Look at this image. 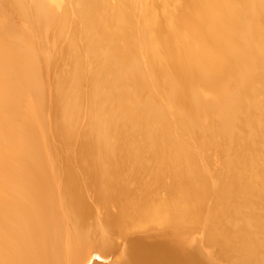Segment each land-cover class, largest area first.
Segmentation results:
<instances>
[{
    "label": "bare ground",
    "instance_id": "1",
    "mask_svg": "<svg viewBox=\"0 0 264 264\" xmlns=\"http://www.w3.org/2000/svg\"><path fill=\"white\" fill-rule=\"evenodd\" d=\"M87 84L108 122L69 109ZM263 109L264 0H0V264H264V222L228 230L217 176ZM117 123L135 155L104 154Z\"/></svg>",
    "mask_w": 264,
    "mask_h": 264
},
{
    "label": "rangeland",
    "instance_id": "2",
    "mask_svg": "<svg viewBox=\"0 0 264 264\" xmlns=\"http://www.w3.org/2000/svg\"><path fill=\"white\" fill-rule=\"evenodd\" d=\"M9 4H11V3H9ZM11 5H12V4H11ZM12 6H13V5H12ZM6 8H8V11H9L8 14H9L11 17H13V18H12L13 23H14L15 25L19 26V27L17 28V30H18L19 28H21V25L19 24L20 19H19V17H17L18 15H17L16 11H14V6H13V8H12V7H10V5H8V6L6 5ZM20 30H21V29H20ZM18 31H19V30H18ZM21 31H22V30H21ZM66 84H68V86H69V83H66ZM87 85H88V86H87ZM87 85H86L87 87H85V89H83V92H84L85 94H84L82 91H81V92L79 91V92H80V97H79V94H78L79 92H78V91H77L78 93H77V92H74V88H73V91H72V92H73L75 95H78V96H76V99H77V97H78V99L81 98V99H79V100H78V99H77V100H76V99H75V100H74V99L72 100L71 97H72V94H73V93L70 92V91L72 90V88H70V86H69L70 91H69V89H67V93H66V95H65V97L68 95L67 97H70V98H71L70 102H71V101H74V103L72 102L71 104H69V103H68V102H69V98L66 97V99L68 100L67 104L71 105V107L68 106L69 109H72V106H73L74 111L76 110V111L78 112L79 115L81 114L80 116H82V119H83V120H82V119H81V120L84 121V123L86 122V124H87L88 122L90 123V122L93 121V120L89 119V117L87 116V115H88V111H89L88 109H89V107H90V104H89V102H87V101H90V102H91V105H95V103H94V99H95V102H96V98H93L92 95H91V92H90V91H91V90H90V84H87ZM71 87H72V86H71ZM85 90H87V91H85ZM68 91H69V92H68ZM88 91H89V92H88ZM86 92H87V93H86ZM69 93H70V94L72 93L71 96H70ZM81 93H82V94H81ZM89 93H90V95H89ZM75 95H74L73 98H75ZM82 95H84V96H82ZM86 95H87V96L89 95V97H90V98L88 97L89 99H91V97H92L93 99L89 100V99L87 98ZM85 96H86V97H85ZM82 98H84V99L82 100ZM66 99H65V100H64V98L62 99V100H64V101L62 102V103H63L62 106H67V104H64V103L67 101ZM80 101H81V103H80ZM82 101H84L85 103L87 102L88 105H87V104H84V102H82ZM92 101H93L94 104L92 103ZM97 101H98V100H97ZM50 103H52V102H50ZM82 103H83V104H82ZM72 104H73V105H72ZM84 105H85V106H84ZM86 105H87L88 107H86ZM97 105H98V102H96L95 108H100V110L102 111V108H101L99 105H98V106H99V107H98ZM75 106H76V107H75ZM78 106L80 107V109H79ZM96 106H97V107H96ZM68 107H66V108L68 109ZM51 108H52V107H51ZM87 108H88V109H87ZM86 109H87V110H86ZM74 111H72V113L70 114L71 116H72V114H73ZM85 111H87V112H85ZM80 112H81V113H80ZM263 112H264V109H263ZM263 112H262V113H263ZM85 113H86V114H85ZM100 114L102 115V114H103V111H102V113H100ZM71 116H69V117L67 116V117H66V119L68 120V121L66 120V123H67V124H68V123L71 124V121L73 122V119H72L73 117H71ZM87 117H88V118H87ZM103 117H104V118H103ZM68 118H69V119H68ZM70 118H71V119H70ZM107 118H108V116H106V114H104V116L102 115L101 119H100V117H99V119L102 120L103 123L108 122V119H107ZM263 118H264V113H263ZM103 120H105V122H104ZM102 122H101V123H102ZM248 122H251V123H249V125H248ZM246 123H247V124L244 123L245 126L247 125L246 127H244V125H243L244 128L242 129V132H241V133H242V136L240 137V139H243V137H245L246 140L249 139V140H248L249 142H247V141L245 140V138H244L243 140H240V139L238 138V139H239V140L237 141V144H238V145L235 146L236 149L234 150V151H236V152L233 151V153H232V154H233V157L237 155V157H235V159L237 158V159H236L237 162H240V163L237 164V165H234V161H232V160H235L234 158H233L232 160H231V159H230V160L227 159V160H229V161H225L226 158H225V157L222 158V157H223V155L225 154L224 152H225L226 150H225V151L223 150L224 152H223V151L221 152V153H223V155L220 153V155L218 156V159L220 158L219 161L222 160L221 162H223L224 164H223V163L220 164V162L217 161V162L219 163V166L222 165V166H220V169H221V170H220V172H218L219 174H217V176L219 175L221 179L223 178V177H221V175L223 174L222 176H224V174H225L224 171H225V172L229 171V169H230L231 167H232V170L230 169L231 172L229 171V173H231V174H230L231 176H229L228 179H230V178H231V179H232V178H233V179H234V178L236 179V174H237V180L235 181V179H234V182H232L231 179H230V181H229L228 179H227L228 181H226V178H227L228 175H229L228 173L225 174L226 176H224V178L222 179L223 181H224V179H225V181H226V182L224 181V182L226 183L225 186L227 185L226 188L224 187V191H226V192L229 193V194H231L230 192H232V195H233V193H234V196H235V197H234V200L232 199L235 203H234L233 201L230 200L229 202L226 203L227 205L225 204V206L227 207V209L229 208V209H228V213L231 214V218L228 217L229 219H227V218L224 217V220H225L226 225H227V222H228V225H229V226L227 225V226L229 227L228 230H233V229L240 228V226H239L238 224L243 220L244 217H248V216H250V213H251V212H256V213H257L256 215L254 214V216H255L254 218H256L257 221H259V222H264V221H263V220H264V218H263V216H264V212H263V211H264V206H263V203H264V202H263V203L260 202V201H259V202H254V203H255V205H254V204L251 203L250 201H247V200H248L247 195H246L247 191H246V190H243L245 187H244V183L242 182V176L240 177V175H241L242 173H243V174H244V173L247 174V175H246L247 178H248V179H251V181H252L251 184H252L253 188L258 187V186L263 182V181H262V182L259 181V180L261 179V177H262L261 180L264 179V172H263V174H262V171H264V170L259 169V170H261V172H260V171H259V172H260L263 176H262V175H261V176H258V175H260V174H259V172L257 171V169H258V168H261V167L263 166V164H264V162H263V160H264V159H263V157H264V156H263V155H264V151H263V153H261V152H259L260 149L258 150V148H261L262 146H263L262 148L264 149V144H261V143L258 141V143H260V146H261V147H260V146H259V147L257 146L258 143L256 142L257 140H255V139L257 138V139L260 140V141H261L262 139H261V138H258V137H259V136H257L258 131H256V132L252 131V129H251V128H252L251 124H252L253 122H252L251 120H246ZM86 124H84V125L82 126L83 128H81V129H83V131H84V126H85ZM117 125H118V126H116V124H114V125L112 124L111 130L114 129L113 127H115V129L112 130V132H110V133L114 134V135H111L112 137L115 136V137L118 139V141H120L121 138H118V137H122V138H123L126 134H125V131H124L123 136H122L120 133H122V131L124 130V128H123V130H120V128L122 129V127L120 126L119 123H117ZM80 127H81V126H80ZM117 127H118L120 133H119V132L117 133V131H118ZM248 128H249V129H248ZM244 129H245V130H244ZM250 129H251V131H250ZM83 131L80 130V128L78 129V140L81 138V133H82ZM248 131H249V132H248ZM113 132H114V133H113ZM115 132H116L117 135L115 134ZM110 133H109V134H110ZM126 133H127V132H126ZM249 133H250V134H249ZM251 133H252V134H251ZM253 133H254V134H253ZM128 134H129V133H127L126 139L130 136V135L128 136ZM248 134H249V135H248ZM100 135H101V134H100ZM119 135H120V136H119ZM243 135H244V136H243ZM245 135H248V136H245ZM250 135H251V136H250ZM252 135H253V137H256V138H253ZM111 136H110V137H111ZM117 136H118V137H117ZM249 136H250V137H249ZM115 137H114L115 140L112 141L114 144H111V146H112V145H113V146L115 145L114 148H113V146H112V147L110 148V149H111V150H110V149H109L110 144H109L108 147L105 145V146L107 147V148H106L107 150H106V149L104 148L105 146L103 145V146H104V147H103L104 150H106V152H105L104 154H106L108 150H109V152H110V151L113 152V150H114L115 148H119V149H120L121 146H119V145L122 144L121 142H123V140H125V138L122 139L120 142H118V143H121V144H118V143L116 142L117 139H116ZM247 137H248V139H247ZM101 138H102V136H101ZM250 138L254 139V141H252L253 144L250 143V142H251V139H250ZM262 138H263V137H262ZM128 140H130V138H129ZM131 140H132V139H131ZM102 141H103V140H102ZM134 141H135V142H134ZM239 141H240V144H241V145H239ZM243 141H244V143H245V142H246V143L244 144ZM262 141L264 142V138H263ZM262 141H261V142H262ZM125 142H126V144H125L124 142H123V144H122V147L124 148V150H123L122 152H120V153H124V151H125V149H126L125 152L127 153V151H128L129 154H128V153H127V154L133 156V154L136 152V151H134V148H133V147H134V145H135V146L139 145V144H138V143H139L138 140H137V141H136V140H132V143H134V144H131L132 146L129 145V147H132L133 150H132L131 148H128L129 150H127V148H125V145L128 147L127 144H128V143L130 144V142H129V141H126V140H125ZM136 142H137V144H136ZM116 143H117L118 146L116 145ZM242 143H243V144H242ZM247 143H249L250 146L252 145L251 148H250V146H249ZM123 145H124V146H123ZM243 145H246L247 148H246V146H243ZM253 145H254V146H253ZM122 147H121V149H122ZM137 147H138V146H137ZM239 147H240V149H241V153H240V152H237V151H240V149H239V150L237 149V148H239ZM252 147H256L255 150H258V151H256V153H255L254 148L252 149ZM139 148H142V149H140V150L138 151ZM242 148L246 151V152H244V153H246V155H245V154H242V153H243V152H242V150H243ZM248 148H249V149H248ZM262 148H261V150H262ZM130 149H131V153H132V154L130 153ZM138 149L136 148V150L138 151V153H139V152H140V154L142 153V154H141V157H142L144 154H145V157H146V155L148 154V152H147V154H146V152H144V149H145V148H143V146H142V147L139 146ZM222 149H223V148H222ZM247 149H248V150H247ZM251 149H252V151H253L255 154L251 151ZM141 150H142V151H141ZM145 150H146V149H145ZM120 151H121V150H120ZM146 151H147V150H146ZM109 152H108V153H109ZM226 152H227V151H226ZM249 152H250V154H249ZM251 152H252V155H251ZM258 152H259L260 154H258ZM234 153H235V155H234ZM135 154H136V153H135ZM135 154H134V155H135ZM232 154H230V155H232ZM240 154H241V155H240ZM248 154H249V155H248ZM106 155H107V154H106ZM230 155H227V153H226V155H224V156L227 157V156H230ZM243 155H245L244 158L242 157ZM258 155H260V156H258ZM261 155H262L263 157H262ZM221 156H222V157H221ZM240 156H241V157H240ZM253 156H254V157H253ZM145 157H143V158H144L146 161L143 159L144 162H142V161H141V162L143 163V165H144V166L146 167V169H147L148 167L151 166V162H149L150 160H149L148 158H145ZM230 157L232 158V156H230ZM230 157H227V158H230ZM239 157H240V159L242 158V160H244V161L241 162L242 160H241V161H240V159L238 160ZM246 157H247L248 160L245 159ZM221 158H222V159H221ZM252 158H255V161H253ZM256 159H260V160L262 159V160H261V161H262V162H261L262 164H261L259 161H258V162H259L260 164H259V163H256V161H257ZM148 160H149V161H148ZM246 160H247V161H246ZM251 160H252V161H251ZM249 161H250V162H254V164H255V163H256V164L254 165L253 163H250ZM145 162H146V163H147V162L149 163V164H147L148 167L145 165V164H146ZM225 162H226V163L229 162V163H228L229 165L226 166ZM230 162H232L233 164L231 163V165H230ZM245 163H246V164H245ZM249 163H250V164H249ZM235 164H236V163H235ZM240 164L243 165L244 167H245V165H246L245 170L243 169V170L241 171V169H242L241 167H243V166H241ZM258 164H259V166H258ZM223 165H224L226 168H225ZM232 165H233L234 168L236 169V174L233 173V172H235V170L233 169V166H232ZM238 165H240V166L238 167L239 169L237 168ZM247 165H249V166H247ZM251 165H254V166L257 165L258 167H256V168L254 167V168H255V169H254V168H252ZM261 165H262V166H261ZM228 166H231V167L228 168ZM221 167H222V168H221ZM244 167H243V168H244ZM250 167H251V168H250ZM224 168H225L226 170H227V169H228V170L226 171ZM240 168H241V169H240ZM246 168H247V169H246ZM263 168H264V167H263ZM222 169H224V171H223ZM237 169H238V170H237ZM246 170H249V172H247ZM251 170H253V171H251ZM239 171H240V173H239ZM254 171H255V172H254ZM222 172H223V173H222ZM246 172H247V173H246ZM221 173H222V174H221ZM238 173H239L240 175H239ZM248 173H249L250 175H248ZM256 173H257V174H256ZM232 174H233V176L235 175V177H233ZM252 174H253V175H252ZM251 175L253 176L254 180H253V178H252ZM219 176H218V178H219ZM250 176H251V177H250ZM255 177H256V180H255ZM258 177H259V179H258ZM256 181H259V182H256ZM253 182H254V183L256 182V183L253 184ZM260 182H261V183H260ZM232 183H233V184H232ZM242 183H243V187H242ZM222 184H224V183L222 182ZM230 184L232 185V187H234V188H232V189H235V190H232V189H231V185H230ZM256 184H257V185H256ZM234 185H235V186H234ZM240 185H241V187H240ZM222 186H224V185H222ZM240 188L242 189L243 192L246 191V193H245V192H244L245 194L242 193V191H241ZM225 189H226V190H225ZM240 191H241V192H240ZM235 192H238V193L236 194ZM239 192L242 193V195L244 196V197L242 196L243 198L241 197V195H240ZM238 194H239V195H238ZM237 200H238V202H237ZM242 200H244V201H243L244 203L242 202ZM239 202H240V204H236V203H239ZM248 202L251 203V205H250ZM258 203H259V204H258ZM234 204H235V205H234ZM248 204H249V206H248ZM252 204H253L254 206H253ZM236 205H237V206H236ZM245 205H247L248 208H247V206H245ZM257 205L260 206V207H261V205H262V207H263L262 210L260 209V207H259L258 210H257V209H256V208H257ZM225 206H224V207H225ZM233 206H234V207H233ZM238 206H239V207L241 206V208L239 209ZM236 207L238 208L237 213H236ZM244 207H245V208H244ZM250 207H251V208H254V207H255V208H254V210H253V209H251ZM230 208H231V211H232L233 214L230 212ZM234 208H235V210H232V209H234ZM243 208H244V210H242ZM239 210H242L243 213H242V211L240 212ZM246 210H249V212L246 211ZM252 210H253V211H252ZM260 210H261V211H260ZM233 211H234V212H233ZM257 211H258V212H257ZM259 211H260V213H259ZM245 212H246V213H245ZM238 213L241 214V215H240L241 217L239 216ZM236 214H237V217H236ZM244 214H245V216L243 217ZM247 214H248V215H247ZM260 214H262V215L260 216ZM238 216H239V217H238ZM256 216H257V217H256ZM258 216H260V217H258ZM233 218H234V219H233ZM231 219H232V220H231ZM240 219H241V220H240ZM226 220H227V221H226ZM229 220H230V221H229ZM231 221H232V222H231ZM235 221H238V222H235ZM229 222H230V224L234 225V226H233V227H234L233 229H232V225H230ZM235 225H237V226H239V227H237V226L235 227ZM230 226H231V227H230ZM237 231H239V230L237 229ZM201 234H202V232L200 233V231H198V235H201ZM216 254H217V253H216ZM216 254H214V255H216ZM212 258L214 259L213 261H214L215 264H224V261L218 259L217 256H213V255H212Z\"/></svg>",
    "mask_w": 264,
    "mask_h": 264
}]
</instances>
